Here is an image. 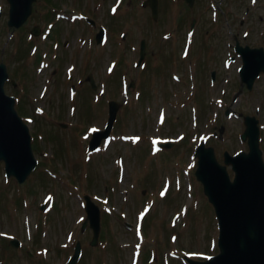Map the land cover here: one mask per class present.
<instances>
[{
    "label": "rangeland",
    "instance_id": "rangeland-1",
    "mask_svg": "<svg viewBox=\"0 0 264 264\" xmlns=\"http://www.w3.org/2000/svg\"><path fill=\"white\" fill-rule=\"evenodd\" d=\"M143 1L37 0L28 22L10 28L9 3L0 0L6 94L30 127L38 159L23 184L0 163L1 264H66L77 240L78 264H192L219 252L214 209L194 176L195 150L205 141L221 164L225 152L248 151L244 118L254 116L264 157V76L251 92L243 87L234 49L235 38L264 47V0H195L193 8L159 0L154 19ZM142 39L149 53L138 66ZM173 68L185 83L162 78ZM110 101L120 104L111 141L90 151ZM151 140L168 147L157 150ZM85 194L105 221L96 246L89 226L81 231ZM13 238L17 250L9 249Z\"/></svg>",
    "mask_w": 264,
    "mask_h": 264
},
{
    "label": "water",
    "instance_id": "water-1",
    "mask_svg": "<svg viewBox=\"0 0 264 264\" xmlns=\"http://www.w3.org/2000/svg\"><path fill=\"white\" fill-rule=\"evenodd\" d=\"M10 6L8 25L18 28L24 25L33 11L37 0H7ZM192 7L195 0H185ZM152 15H159V0H146ZM34 35L40 33L37 26ZM104 34L97 35L100 42ZM145 40L141 41L140 61L145 56ZM236 51L243 56L242 81L249 90L253 89L256 78L264 72V48L251 49L236 44ZM9 72L5 63H0V163L4 164L6 176L23 184L37 168L38 159L33 150L32 134L29 125L16 109L14 96L6 94ZM91 79V78H90ZM91 83L95 85L91 79ZM15 84V82H14ZM134 85V84H132ZM120 104L109 102V117L105 129L94 132L89 147L96 150L103 139L110 136L117 118ZM247 129L242 138L248 140L249 151H241L232 156L225 153L226 164H231L235 173L232 181L226 166L218 163L213 147L204 143L196 149L199 158L197 178L203 183L205 194L213 204L219 226V253L206 261H192V264H264V159L260 148V129L255 117H246ZM66 127L65 124H63ZM86 219L82 230L87 226L93 232L92 246L99 242L102 230L101 209L90 195L84 196ZM42 209L44 206L41 207ZM10 245L18 248L20 240L14 238ZM82 243L77 241L74 254L66 264H78Z\"/></svg>",
    "mask_w": 264,
    "mask_h": 264
},
{
    "label": "bare ground",
    "instance_id": "bare-ground-1",
    "mask_svg": "<svg viewBox=\"0 0 264 264\" xmlns=\"http://www.w3.org/2000/svg\"><path fill=\"white\" fill-rule=\"evenodd\" d=\"M185 1V0H184ZM186 5H188L186 2H183V7H186ZM187 8V7H186ZM48 12L46 11L45 12V16H47ZM146 47V45H145ZM138 53L140 54L141 56V44H139V48H138ZM145 53L147 55L148 53V50H147V47H146V50H145ZM187 71V69H186ZM162 78H165L167 80H174V81H177V83H180V82H183L185 83V78L184 76L182 75V71L178 68H173L171 71H169L168 73L166 74H162ZM172 78V79H171ZM172 82V81H171ZM179 89V88H178Z\"/></svg>",
    "mask_w": 264,
    "mask_h": 264
},
{
    "label": "trees",
    "instance_id": "trees-1",
    "mask_svg": "<svg viewBox=\"0 0 264 264\" xmlns=\"http://www.w3.org/2000/svg\"><path fill=\"white\" fill-rule=\"evenodd\" d=\"M186 7L189 8L188 5H186ZM182 15H183V10L180 11L179 19H180V17H182ZM50 17H52V15H48V18L47 19H51ZM34 147H35V145H34ZM104 225H105V221L103 220V222H102L103 230L105 229ZM141 226H142V224H141Z\"/></svg>",
    "mask_w": 264,
    "mask_h": 264
},
{
    "label": "flooded vegetation",
    "instance_id": "flooded-vegetation-1",
    "mask_svg": "<svg viewBox=\"0 0 264 264\" xmlns=\"http://www.w3.org/2000/svg\"><path fill=\"white\" fill-rule=\"evenodd\" d=\"M94 24H95V22H94ZM235 41H236V38H235ZM64 44V43H63ZM148 53H149V51H148ZM148 53H147V55L146 56H148ZM241 59H240V62H241V65L243 64V58L242 57H240ZM21 247V246H20ZM29 255H31V254H29Z\"/></svg>",
    "mask_w": 264,
    "mask_h": 264
}]
</instances>
